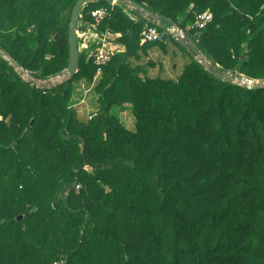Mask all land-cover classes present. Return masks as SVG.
Returning <instances> with one entry per match:
<instances>
[{
	"label": "trees",
	"instance_id": "trees-1",
	"mask_svg": "<svg viewBox=\"0 0 264 264\" xmlns=\"http://www.w3.org/2000/svg\"><path fill=\"white\" fill-rule=\"evenodd\" d=\"M77 1L0 0V52L33 79L58 76ZM131 1L153 18L111 0L79 13L107 8L98 28L124 48L86 122L69 107L73 84L93 83L86 52L50 88L0 56V264H264V88L218 80L170 35L168 48L140 44L145 26L175 25L221 73L264 80V0ZM206 10L211 23L193 28ZM153 47L181 50V68L151 72ZM124 104L134 131L110 114Z\"/></svg>",
	"mask_w": 264,
	"mask_h": 264
},
{
	"label": "built area",
	"instance_id": "built-area-1",
	"mask_svg": "<svg viewBox=\"0 0 264 264\" xmlns=\"http://www.w3.org/2000/svg\"><path fill=\"white\" fill-rule=\"evenodd\" d=\"M117 0H112L111 5L116 4ZM109 16V11L105 7H100L90 12L91 22L79 21L76 28V37L79 53H87V59L92 61L95 66V76L93 85L100 78L103 68L107 65L113 56V50L110 47V36L107 31L101 32L99 24ZM80 18V16H79ZM213 17L209 10H206L196 16L193 28L201 30L211 23ZM165 33L175 37H183V32L176 27H169ZM160 33L155 27L145 26L140 33V44L154 43L160 40ZM76 190L79 186L75 187ZM52 264H66V260L61 258Z\"/></svg>",
	"mask_w": 264,
	"mask_h": 264
},
{
	"label": "crops",
	"instance_id": "crops-1",
	"mask_svg": "<svg viewBox=\"0 0 264 264\" xmlns=\"http://www.w3.org/2000/svg\"><path fill=\"white\" fill-rule=\"evenodd\" d=\"M131 10L132 9L127 8V12H130ZM129 15H130V13H129ZM131 17L134 19L133 15H131ZM171 27L178 28L175 25H172ZM188 28H190L189 24H187V26H186V29H188ZM108 34H109V36L111 38L110 39V47L113 50V53L115 54V53L123 52L124 51L123 46H121L117 42V39L120 37V35L119 34H114V33H111V32H108ZM183 35L187 39V41L191 42V40L187 38V36L185 35L184 32H183ZM170 37L175 39V37L172 36V35H170ZM168 42H169V37L164 42L165 43L164 45L167 48L169 46ZM193 45L195 46V44H193ZM184 47H186L187 50L193 51V50H191V48L189 46H184ZM170 55L171 56L164 55L162 53L161 49H159L158 47H153V48L149 49L147 51L146 59L155 61V63H154L155 67L149 68V70L151 72H153V73H158L159 72V66L161 65L163 67L164 71H169V70H171V61L173 62L172 64H174L175 68L180 69L181 65H182V60H183V57H184V53L181 50L179 51V50L175 49L174 51H172V53ZM196 55H197L196 58L198 59L199 55L197 53H196ZM170 59H172V60L170 61ZM93 87H94L93 85L87 84L85 81H80L78 83L73 84V88L74 89H73V94H72L70 102H69V107L76 111L78 120L81 121V122H86L87 120H89L91 118V116H93L98 110V106H97V102H96L98 97L95 94H93V97H92L93 101H94V105L91 106V107L86 106L88 111L90 110L88 112V114H87V112L86 113L84 112L87 109L84 108L83 106L82 107L80 106L81 100H83V98L86 95L87 96L89 95V94H85L84 90H83V92H81L82 91L81 89H87L88 90V88H89L88 91L91 90L92 93H93ZM81 105H83V104H81ZM110 114L116 116L118 118V120L123 124V126L127 130H129V131H134L135 130V119H134V117L132 115V108H131L130 105L124 104V105H122L120 107L114 106V107L111 108Z\"/></svg>",
	"mask_w": 264,
	"mask_h": 264
},
{
	"label": "water",
	"instance_id": "water-1",
	"mask_svg": "<svg viewBox=\"0 0 264 264\" xmlns=\"http://www.w3.org/2000/svg\"><path fill=\"white\" fill-rule=\"evenodd\" d=\"M90 0H78L75 5L72 8V12L70 15L69 23H68V64L67 67L57 76L58 78H61L60 83H64L67 80L72 79V77L75 75L77 66H78V58H79V51H78V44H77V37H76V28L79 20V13L82 9V7L89 2ZM121 5L130 8L132 10L138 11L143 17L146 18H153V14L149 12L147 9L142 8L140 5L134 3L131 0H117ZM160 40L165 41L168 38V34L163 32L160 33ZM176 40L183 46H189L191 50L195 51L199 57L205 62V64H202L205 66V68L208 71H212L216 78L221 81H226L228 83H233L238 86L246 87L248 89H262L264 88V83L259 81H249L241 76L232 77L228 73H221L219 68H213L212 64L209 62V60L201 54L199 50L187 39L183 37H177ZM0 56H2L4 59H6L9 64L16 70L21 71L24 74H27L26 71L21 69L19 65L6 56L5 54L0 52ZM201 63V61L199 60Z\"/></svg>",
	"mask_w": 264,
	"mask_h": 264
},
{
	"label": "rangeland",
	"instance_id": "rangeland-1",
	"mask_svg": "<svg viewBox=\"0 0 264 264\" xmlns=\"http://www.w3.org/2000/svg\"><path fill=\"white\" fill-rule=\"evenodd\" d=\"M117 3H119V2H117ZM190 25H192L193 26V24H190ZM171 42V41H170ZM172 43V42H171ZM173 44V43H172ZM201 61V64H205V62L199 57L198 58V61ZM205 67V66H204ZM214 68V67H213ZM17 73L20 75V77L24 80V81H27V82H31L32 84H34L37 88H50V87H52V86H54V85H56V84H59L60 83V81H61V78H58L57 76L56 77H53V78H49L48 80H36V79H33L31 76H30V74L27 72V74H24V73H22L21 71H17ZM230 75V74H229ZM259 82H263L264 83V80H261V81H259ZM94 85H96V82L93 84V86ZM74 89V88H73ZM82 91L81 92H83V90H84V93L85 94H89L88 96L86 95L84 98H83V100H81V104H83V105H81L80 104V106L82 107H84V108H86L87 109V107L86 106H88V107H91V106H93L94 105V101H93V93H92V91L90 90V91H88L89 90V88H88V90L87 89H81ZM72 94H73V91H72ZM85 105V106H84ZM90 111V110H89ZM88 109L87 110H85L84 112L86 113L87 112V114H88ZM86 114V115H87ZM130 114V113H129ZM129 116V115H128Z\"/></svg>",
	"mask_w": 264,
	"mask_h": 264
},
{
	"label": "bare ground",
	"instance_id": "bare-ground-1",
	"mask_svg": "<svg viewBox=\"0 0 264 264\" xmlns=\"http://www.w3.org/2000/svg\"><path fill=\"white\" fill-rule=\"evenodd\" d=\"M250 81V80H249Z\"/></svg>",
	"mask_w": 264,
	"mask_h": 264
}]
</instances>
